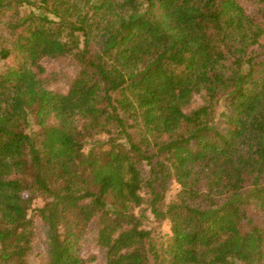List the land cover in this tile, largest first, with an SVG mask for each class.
<instances>
[{
	"label": "trees",
	"instance_id": "16d2710c",
	"mask_svg": "<svg viewBox=\"0 0 264 264\" xmlns=\"http://www.w3.org/2000/svg\"><path fill=\"white\" fill-rule=\"evenodd\" d=\"M252 1L0 0V59L16 58L0 70V264H29L36 216L46 264H86L77 238L94 218L105 264H264ZM44 56L77 66L66 92L46 86Z\"/></svg>",
	"mask_w": 264,
	"mask_h": 264
},
{
	"label": "rangeland",
	"instance_id": "374dc122",
	"mask_svg": "<svg viewBox=\"0 0 264 264\" xmlns=\"http://www.w3.org/2000/svg\"><path fill=\"white\" fill-rule=\"evenodd\" d=\"M34 1V0H31ZM239 3L248 13H253L256 10V1L238 0ZM2 17L0 20V34L8 35L9 30L3 24ZM16 64V58L10 56L5 60L0 59V70H4L8 66ZM39 64L44 69V77H46V86L49 89L66 92L69 84L77 74L78 68L73 61L66 57H48L40 58ZM203 97L195 95L190 103L184 107L185 112H189L197 106L201 105ZM226 110L222 106L218 109V115L222 117ZM38 129L34 119L30 117L29 131L33 132ZM87 149V148H85ZM179 185L175 181H171L169 189L166 193L165 202H168L178 191ZM43 200L37 199L34 201V207L41 206ZM150 221L147 223L148 228L153 229V232L162 231L164 234H170V224L168 220L162 222L159 226L149 215ZM98 220L92 219L80 232L77 238L76 254L86 261V264H105V250L97 244ZM35 238L32 242V248L27 255L29 264H46L47 262V242L45 228L41 219L36 216L34 218Z\"/></svg>",
	"mask_w": 264,
	"mask_h": 264
}]
</instances>
